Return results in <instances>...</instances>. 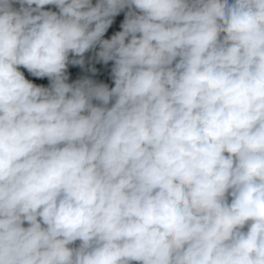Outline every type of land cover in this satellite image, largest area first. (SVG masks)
<instances>
[{
	"label": "clouds",
	"instance_id": "9594fccd",
	"mask_svg": "<svg viewBox=\"0 0 264 264\" xmlns=\"http://www.w3.org/2000/svg\"><path fill=\"white\" fill-rule=\"evenodd\" d=\"M134 262L264 264V0H0V264Z\"/></svg>",
	"mask_w": 264,
	"mask_h": 264
},
{
	"label": "built area",
	"instance_id": "2783aa9c",
	"mask_svg": "<svg viewBox=\"0 0 264 264\" xmlns=\"http://www.w3.org/2000/svg\"><path fill=\"white\" fill-rule=\"evenodd\" d=\"M98 1H93L92 4L95 5ZM231 2V0H230ZM15 8H19L20 5L18 3H14L13 5ZM32 7H35L33 5ZM126 11V10H125ZM125 11L120 12L115 17H113V23L109 26V28L104 33L102 39H110L116 32L121 31V24L125 18ZM99 51V46L95 50H90L89 52L85 53V65L83 67L79 65H69L67 68V75H68V83H73L74 81L81 79L83 77H89L98 83H105L109 86V88L114 86V82L111 75V69L113 65V61H109L107 64L103 62H97L91 59L94 56V53ZM71 58V54H70ZM95 68L96 72L93 73L90 69ZM23 74L27 80L32 82L37 86H46L50 81L47 77H35L31 75L28 70ZM78 243V242H77Z\"/></svg>",
	"mask_w": 264,
	"mask_h": 264
},
{
	"label": "rangeland",
	"instance_id": "374dc122",
	"mask_svg": "<svg viewBox=\"0 0 264 264\" xmlns=\"http://www.w3.org/2000/svg\"><path fill=\"white\" fill-rule=\"evenodd\" d=\"M93 1H98V0H93ZM44 10H46V11H48V10H50V11H56V12H58V8L55 6V5H45L44 6ZM19 70L21 71V72H25L27 69L26 68H23V66H21L20 68H19ZM50 84L48 83L46 86H44V87H48ZM26 226H27V224H25ZM134 264H135V262H134Z\"/></svg>",
	"mask_w": 264,
	"mask_h": 264
},
{
	"label": "crops",
	"instance_id": "0c3cea01",
	"mask_svg": "<svg viewBox=\"0 0 264 264\" xmlns=\"http://www.w3.org/2000/svg\"><path fill=\"white\" fill-rule=\"evenodd\" d=\"M26 226V225H25Z\"/></svg>",
	"mask_w": 264,
	"mask_h": 264
}]
</instances>
